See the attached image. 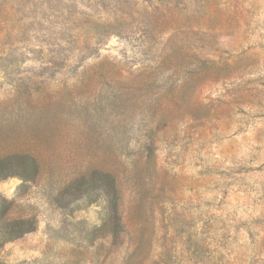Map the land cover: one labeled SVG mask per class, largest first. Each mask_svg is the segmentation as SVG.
Returning <instances> with one entry per match:
<instances>
[{
  "label": "rangeland",
  "instance_id": "rangeland-1",
  "mask_svg": "<svg viewBox=\"0 0 264 264\" xmlns=\"http://www.w3.org/2000/svg\"><path fill=\"white\" fill-rule=\"evenodd\" d=\"M3 161L0 264H264V0H0Z\"/></svg>",
  "mask_w": 264,
  "mask_h": 264
},
{
  "label": "trees",
  "instance_id": "trees-1",
  "mask_svg": "<svg viewBox=\"0 0 264 264\" xmlns=\"http://www.w3.org/2000/svg\"><path fill=\"white\" fill-rule=\"evenodd\" d=\"M19 159L24 162H30V158L28 157L20 156ZM3 163L4 161L0 162V165ZM3 169H4V166H0V173H2ZM99 177L103 180L102 182L104 183L106 187L114 188V180L112 176L107 175V174H99ZM86 182H87V178L82 177L81 179H79L77 185L83 186L86 184ZM111 195H112L110 199V202L112 204L111 214L113 215L114 219L117 221V224H118V220L120 219V217H119V211L117 208V196H116L115 190H113ZM116 227L120 228L119 225H117ZM34 228L35 227L32 226V221H29V220L28 221L27 220H8L5 222V224L3 225V229H2L3 230L2 234L5 238L4 241L10 242V241L16 240L22 237L23 235H25L26 233L34 231Z\"/></svg>",
  "mask_w": 264,
  "mask_h": 264
}]
</instances>
